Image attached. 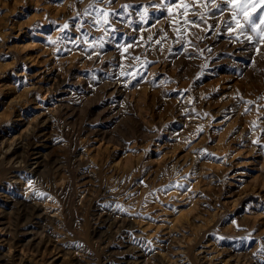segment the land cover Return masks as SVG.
Here are the masks:
<instances>
[{"label":"rangeland","instance_id":"obj_1","mask_svg":"<svg viewBox=\"0 0 264 264\" xmlns=\"http://www.w3.org/2000/svg\"><path fill=\"white\" fill-rule=\"evenodd\" d=\"M181 2L0 0V61L7 66L0 73V140L17 134L34 111L54 113L45 136L55 146L43 149L35 177L42 185L64 177L66 198L51 195L69 206L75 231L86 228L87 264L122 254L119 238L101 222L107 216L94 211L102 190L115 185L111 165L117 164L132 172L113 200L132 206L152 193L149 237L172 262L183 254L193 261L199 250L223 249L230 240L250 250L264 246V43L250 29L236 30L226 0H216L220 8L212 0H183L187 9ZM237 19L243 23V16ZM48 70L74 82L65 88L66 101L75 103L73 118L56 111L61 96L46 90L41 77ZM114 74L130 85L125 97L112 101L101 89ZM24 85L32 89L22 115L9 113L7 90ZM110 103L113 116L103 137L88 138L87 127ZM82 147L97 163L90 202L76 198L83 183L78 173L89 172L73 160ZM104 206L107 211L110 204ZM235 225L244 232L230 236ZM32 257L40 264L45 256Z\"/></svg>","mask_w":264,"mask_h":264},{"label":"bare ground","instance_id":"obj_2","mask_svg":"<svg viewBox=\"0 0 264 264\" xmlns=\"http://www.w3.org/2000/svg\"><path fill=\"white\" fill-rule=\"evenodd\" d=\"M4 32L5 31L3 30V33ZM31 62L33 63L32 60ZM5 64L6 63L0 61V73L3 71L2 69H4L3 66ZM25 64L26 63H23V69ZM42 76H44L42 81L47 85L46 90L53 89L54 92L61 96L56 111L60 113L61 116L66 115L67 117L73 118L76 110L75 103L70 100L69 102L66 101L65 94L67 89L65 88L69 89L74 82H68V80L71 79L64 78L62 75H59L58 72L52 70L46 71L41 77ZM111 76L110 81H108L106 86H103L104 88L101 90L103 92L102 96H105V99L109 98L112 101H115L116 97H125L126 94H128L127 91L130 82L129 80H123L125 77L122 78V76H115V74ZM22 79H26V76ZM14 88L7 90V105H5L9 108V113L15 114V112H18L21 116V107L26 104L27 98L31 95L30 89L32 88L27 85H24L21 90H14ZM35 104H38V102L36 101ZM111 104L112 103L103 107L96 115L93 124L87 127L88 138L91 136L97 137V135H102L103 137V134L106 132L105 128L107 127V123L111 121V117L113 116V113H108L110 110L109 108L112 107ZM38 105L33 107L34 110ZM6 112L7 111H5V113ZM32 113V116L27 119V124L23 126L22 129L18 130L19 132L17 134L12 135L10 139L3 138L0 140V264H37V260L32 257L34 254H43V256H45L40 264H87L88 260L91 259V255H89L91 246L86 240V228H80L75 231L76 228L73 227L74 222L70 214L69 206H63L62 203V205L59 203L60 199L63 201L66 198L64 177L58 176V178H53V181L50 184H48L47 181V184L45 185H42L43 182L41 183V181L38 180V177H35L39 170L40 163L43 160L42 157L45 154L43 149L55 146L54 141L45 136L49 131L48 129L52 128L51 125H53L54 113L48 109L38 110ZM6 115L7 113L5 116ZM162 121L163 120L160 119V122ZM148 135H150L149 131L146 132L145 136ZM73 160L78 166L88 168L89 171H81V173H78L80 174V178L83 179V183L78 187L79 189L77 190L76 198L80 197L79 200L82 199V201L87 200L90 202L91 198L88 197V194L92 188L89 182H92L95 177L94 173L97 171L95 164L97 163L90 158L89 153L86 152L83 147L78 153H76ZM112 166H114V168H112ZM118 166V164L111 165V173L115 185L112 188H104L102 190V194L105 192L102 196L103 200L94 205V211L95 214H97V217L101 215L107 216L105 218L103 217L101 222H104V225L108 222V230L110 228V231L119 238L120 247H122V250L118 249L117 251L118 253H122L119 255L117 261L104 258L103 264H264V246L256 250H250L247 249L245 242L242 244L239 242H232L231 240L226 243V246L223 249H214L215 246H210L208 249L199 250V254H195L193 261H191L188 255L183 254L180 258L178 255L177 258L179 259H177V262H172L174 260L171 261L169 257H166L163 254V252L158 251L159 249H155L152 246L153 241L149 237L151 233L147 230L146 217L149 212L148 210L153 206L154 199L152 202V193L147 191L141 194L134 201L132 206H127L119 198H117L118 200L116 201L113 200L112 194L118 190H121V193L123 192V186L126 179L125 176L132 172V170L129 172L120 171ZM67 185L65 187H67ZM98 188H100V186H98ZM69 189L67 190L68 192ZM53 192L57 193L60 196V199L54 198L55 196L51 195ZM40 193H43L44 195H40ZM105 202L110 204V208L108 207L107 211L105 210L107 207L105 208L104 206ZM117 204L121 205V207L117 208ZM14 212L15 215L11 216ZM74 220L76 219L74 218ZM237 224L239 225V223ZM242 232H244L243 226L235 225L229 229L230 236H239ZM98 233L99 236L102 232L99 230ZM103 241H105V245L110 243V241H106L105 239H103ZM116 247H118V245Z\"/></svg>","mask_w":264,"mask_h":264},{"label":"snow or ice","instance_id":"obj_3","mask_svg":"<svg viewBox=\"0 0 264 264\" xmlns=\"http://www.w3.org/2000/svg\"><path fill=\"white\" fill-rule=\"evenodd\" d=\"M226 4L235 10L233 20L236 22V30L242 32L246 28L250 29L255 33L253 39L259 38L257 43H264V0H226ZM212 6L215 8L221 7L220 4L216 3V0H212ZM181 7L187 9L189 5L182 0ZM171 11L172 9L169 8V12ZM185 15H187L186 12ZM237 16H243V23L237 19ZM64 27H67V25H64ZM229 31H234V29L229 26ZM248 103H252V101H248ZM40 195L44 194L40 193ZM116 207L120 208L121 205L117 204Z\"/></svg>","mask_w":264,"mask_h":264}]
</instances>
